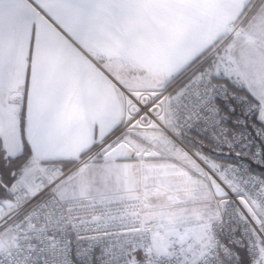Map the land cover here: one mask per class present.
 I'll return each mask as SVG.
<instances>
[{
	"label": "snow or ice",
	"instance_id": "6c2138e0",
	"mask_svg": "<svg viewBox=\"0 0 264 264\" xmlns=\"http://www.w3.org/2000/svg\"><path fill=\"white\" fill-rule=\"evenodd\" d=\"M0 264H264V0H0Z\"/></svg>",
	"mask_w": 264,
	"mask_h": 264
}]
</instances>
